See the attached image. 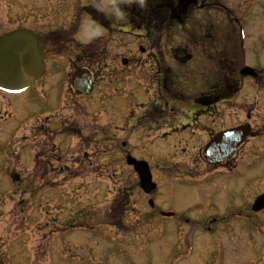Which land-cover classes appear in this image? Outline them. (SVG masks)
<instances>
[{"label": "rangeland", "instance_id": "obj_1", "mask_svg": "<svg viewBox=\"0 0 264 264\" xmlns=\"http://www.w3.org/2000/svg\"><path fill=\"white\" fill-rule=\"evenodd\" d=\"M89 1L0 0V33L20 25L28 26L42 36L49 32L61 35L65 32L62 41L67 44L63 45L61 42V45L68 49L62 53L63 57L74 54L79 45L78 42L85 45L92 37L94 39L89 43L95 49L108 50L111 54L124 52L125 49L119 48L113 41L102 40L104 35V32L103 35L101 34L102 27L97 22L86 20L90 11L86 12L88 17L85 12L80 14L78 6L88 5ZM116 1L103 0V10L109 20H117L120 23L121 19L118 20L117 13L112 11L110 5ZM120 1L127 3V0ZM201 5V7H195L192 15L188 16L190 26L186 28L187 31L182 28H173L172 43L189 41L192 35L197 38L200 36L197 32L201 33L204 27V30L213 33V38H210V43L207 44L211 46L206 47L205 54H216L217 51V56L222 60L225 56L233 60L238 65V70L246 65L256 70H264V0H202ZM77 16L78 18L81 16L80 29L74 36L69 28L75 23ZM62 30H64L63 33ZM126 39L127 37H123L121 43L127 41ZM96 40L97 42H94ZM155 41V44L161 45H157L154 49L168 54L169 47L164 45L168 40L157 36ZM194 45L192 42L189 44L190 52L198 54L197 52L201 49ZM241 54H244L245 63L243 56L240 57ZM60 57L53 59L54 62L49 61L48 71L39 82L19 96L15 95L14 110L16 111H12L11 114L8 112L9 117L0 116V139L7 135L8 138L17 137L22 131V123L29 117L44 119L49 115H58L56 117L60 118L58 119L60 124L56 127H61L62 133H68L71 136L68 139L65 136L59 139H44V146L50 154L44 161V171L42 169L40 176L44 178V181L52 182L51 172L54 170L57 175L66 178L64 180L68 186L40 190L38 189L40 185H34L31 191L33 195L29 194L30 198H26L24 194H21L23 188L16 187L12 183L29 184L27 172L21 170V167L18 169L21 179L12 174L17 171L10 155L13 150L8 151L7 162L5 157H2L0 163V200H2L0 204V264H91L95 258H102L103 264H199L197 262L199 256L195 252L194 256L192 255L185 262L176 260V253L185 252L183 249H186L187 243L194 242L198 246L204 242L214 244L217 239L223 237L231 247L242 249L234 264H264V214L252 217L246 229L243 232L234 233L232 237L223 234L198 235L192 230L151 232V234L146 230L139 233L134 230L132 233L128 230H120V210L117 206L120 192L127 187H134V182L136 183V177L132 170L126 167L123 151H120L121 141L124 140L127 143L124 152L147 162L154 156L155 160L160 161V166L166 160H184L188 154L180 152L177 158H172V153L168 151L166 144L160 141L152 143V139H145L144 133L138 132L131 136L126 133L127 135L119 136L112 131L121 108V103H117V99L110 100L108 96L117 87L115 78H125V84H123L131 85L127 89L135 91L137 88V97L142 101L144 94L139 86L144 87L146 83L141 71L136 76L135 84L138 83V86H135L133 81H128V73L124 72L122 75L115 73L120 69L119 62L113 64L108 58L105 60V56L95 58L93 65H88L83 58L78 60V63L73 61L75 65L68 64L66 59ZM203 65L204 76H199L197 81L204 79L206 83L213 82L215 73L213 59L204 60ZM85 66L89 68L92 66L97 72L95 93L87 98L75 97L70 90L69 79L74 69ZM180 73V70L177 74L172 73L173 87H170L171 93L179 96L187 91L186 85L182 86ZM261 75L264 78V72H261ZM233 77L237 85L241 80L238 71ZM108 79H112L113 83L110 90L106 91L104 86ZM195 83L193 80L188 86ZM240 84H243V88L237 97L239 101L253 103L254 99L263 98L264 94L253 80H241ZM131 98L126 97L124 100L125 111L130 109ZM4 99H8L7 94L4 95ZM20 100H24L25 104ZM255 110L252 109L254 117L261 112L259 108ZM51 123H54V120ZM257 141L248 140L245 148H252V144L258 147L264 143V140L261 143ZM4 148V146L0 147V153ZM22 156L30 161L31 156L27 152H24ZM246 162L251 164V168L236 174L233 178L228 177V181L236 187L241 184H249L253 186V189L259 186L264 187V153L258 154L257 157L251 153ZM67 170L69 171L66 173ZM64 180H62L63 183H65ZM223 181L222 178L218 180L219 184ZM108 189L110 192L107 193ZM137 191L135 187L134 197L138 194L141 196V192L137 193ZM231 195H233L232 192ZM180 196L181 194L178 195ZM26 199V203L22 202ZM170 204L177 208L182 207L178 202L170 201ZM102 223L106 226L100 225ZM153 224L158 228L170 226L169 223L154 222ZM239 224L237 228L242 227ZM90 228L94 230L91 231ZM88 247L92 249L88 250ZM138 248L145 249L137 250ZM66 259L71 260L66 261Z\"/></svg>", "mask_w": 264, "mask_h": 264}, {"label": "flooded vegetation", "instance_id": "obj_2", "mask_svg": "<svg viewBox=\"0 0 264 264\" xmlns=\"http://www.w3.org/2000/svg\"><path fill=\"white\" fill-rule=\"evenodd\" d=\"M175 2L176 0H153L150 5L153 12L150 15L139 14L133 3L116 2L113 6L118 14L122 13V21L120 23L107 22L104 25L105 33L102 40L113 41L125 51L111 54L108 50L95 49L90 44L82 53L84 55L82 58L88 62V65H93L94 59L97 58L95 55L105 56V60L108 58L113 64L119 62L120 69L116 68L118 72L115 73L117 75L128 73V81H133L135 86H138V83L135 84L136 76L140 71L142 72L146 83L144 87L139 86L144 94L142 101L137 97V88L135 91L127 89L131 85H124L125 78H115L117 87L113 89L112 94H116L108 96L110 100L117 99V103H121V108L116 124L112 122L115 124L112 131H115L119 136L126 133L130 136L136 135L138 132L144 133L145 139H152V143L160 141L162 144H166L168 151L172 153V158H177L180 152L188 154L184 160H166L162 166L159 165L160 161L156 160L155 167H149L156 184L155 190L150 195L145 194L139 188L137 178L134 187L121 190L118 205L120 210L119 228L131 233L133 230L138 233L146 230L150 234L159 232V230L169 232L192 230L198 235L223 234L232 237L234 233L243 232L246 229V226L241 223V219L250 220L252 217L264 214V209L259 212H254L252 209L254 200L264 194L263 186L253 189V186L249 184H241L236 187L228 181V177L233 178L236 174L251 168V164L246 162L251 153L254 157L264 153V143L260 142V139L264 137V96L261 100L254 99L253 103L237 99L243 88V84L241 85L240 82L245 77L241 78V68L238 70V65L233 60H229L227 56L223 58V62L221 57L217 56V51L216 54H205L206 47L211 46V44L207 46L210 43V38H213L211 35L200 34L197 38L191 36L186 42L172 43L173 25L177 21L175 19L177 18ZM201 3L202 0H197L196 4L189 9L188 14L192 8L201 7ZM98 12L102 14L103 11L100 8ZM181 23L182 28L187 31L185 28L188 26L186 17L182 19ZM123 33L129 36H127V41L121 43L124 37ZM51 36L50 33L46 38H51ZM157 36L168 40L164 44L169 47L168 54L154 49L157 45H161L155 44ZM40 42L42 43L41 40ZM191 42L195 44L196 48L201 49L197 52L198 54L190 52L189 44ZM56 54L47 50L45 58L48 57L51 60L52 57H56ZM74 56L75 54L67 56L68 64L75 65L73 61L78 63V59H73ZM209 58L213 59V68L215 69L213 82L206 83L204 79L197 81L199 76H204L203 63ZM90 70L95 72L93 75L96 88L97 72L92 66ZM179 70L182 86L186 85L187 88L186 93L181 96L172 94L170 90V87H173L171 84L172 73L177 74ZM236 71L241 78L237 85L233 77ZM193 80L196 83L188 86ZM252 80L264 94V78L261 73L259 72ZM112 83V79L106 80L104 86L106 91L110 90ZM14 97L8 94V99H4V94L0 95V111L4 106L7 108L5 117H9L8 112L16 111L14 110L16 105ZM126 97H132L130 109L127 111H125L124 103ZM257 108L261 109V112L255 115L259 119H256L252 114V109ZM46 120L47 122L38 117L35 119L29 117L22 123L23 131L19 136L8 138L7 135L0 139V147H5L0 153V163L2 157H5L7 162L8 151L13 150L10 155H13V165L17 171L12 174L14 173L17 178L21 179L18 169L22 168L21 170L27 172L29 184L21 185L22 183L19 184L18 180L16 183L18 186H22L23 192L29 191V186L32 188L44 181L40 173L42 169L44 171V161L50 154L44 146V139L59 138L62 134L61 127H56L57 124H60L58 121L54 120L55 125L49 119ZM242 125H248L249 136L244 145L240 146L232 156L218 163H212L213 161L204 157L203 150L213 138L222 132L236 129ZM252 139L258 140L257 142H260L261 145L257 147L256 144H252V148L255 147V150L246 149L248 140ZM126 145L127 143L122 140L119 145L121 151L124 152ZM24 152L31 156L30 161L22 156ZM123 155L126 157L129 153L125 151ZM38 171L40 172L38 173ZM51 174H53L51 179L54 182H61L54 170ZM134 176L136 177L135 174ZM220 178L224 179L221 184L218 182ZM135 187L138 190L137 193L141 192V196L139 194L137 197L133 196ZM190 190H192L191 193ZM179 194H181L180 197H178ZM170 201L178 202L182 207L177 208L170 204ZM166 214L171 215L165 216ZM163 219L171 220L172 224L161 226L162 228H158L156 225V228L152 221L162 223ZM238 223L242 227L237 228ZM217 240L219 242L214 244L204 242L199 246L191 243L186 249H183L185 252L179 254L175 250L177 259L185 262L195 252L199 256V261H197L199 264H234L242 249L231 247L230 243ZM144 249L138 248L137 250ZM186 251H188L187 254ZM91 262V264L104 263L99 259H93Z\"/></svg>", "mask_w": 264, "mask_h": 264}, {"label": "water", "instance_id": "obj_3", "mask_svg": "<svg viewBox=\"0 0 264 264\" xmlns=\"http://www.w3.org/2000/svg\"><path fill=\"white\" fill-rule=\"evenodd\" d=\"M194 0H178L179 13L184 15ZM42 49L38 47L36 37L27 30H16L0 37V89L8 92H20L32 85L44 72ZM243 75L251 74L246 70ZM72 87L75 94H87L92 91V78L86 70H79L73 75ZM225 138V137H224ZM230 141L216 140L206 147L204 154L229 149ZM224 159V158H222ZM140 179L141 188L149 193L154 189L148 166L144 162L127 158ZM258 209L264 208V199L257 201ZM257 209V208H256Z\"/></svg>", "mask_w": 264, "mask_h": 264}, {"label": "clouds", "instance_id": "obj_4", "mask_svg": "<svg viewBox=\"0 0 264 264\" xmlns=\"http://www.w3.org/2000/svg\"><path fill=\"white\" fill-rule=\"evenodd\" d=\"M141 2L143 3V0H141Z\"/></svg>", "mask_w": 264, "mask_h": 264}]
</instances>
